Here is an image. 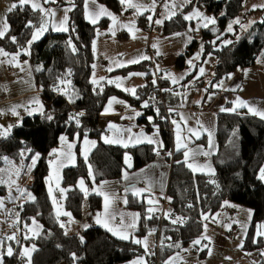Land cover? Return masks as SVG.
<instances>
[{
    "label": "trees",
    "instance_id": "obj_1",
    "mask_svg": "<svg viewBox=\"0 0 264 264\" xmlns=\"http://www.w3.org/2000/svg\"><path fill=\"white\" fill-rule=\"evenodd\" d=\"M98 1L115 12L120 10L117 0ZM246 2L192 0L163 23L162 32L170 34L183 30L191 22L186 15L196 5L206 13L216 14L218 21L213 30L203 29L204 51L198 62L201 64L208 54L213 53L216 56L213 83L227 79L238 69L255 64L264 50V14L240 37L236 36L241 24L235 25L234 32L228 29ZM84 3L85 0H55L48 3L70 7L68 29L55 31L49 22V30L33 43L27 54L23 50L44 16L41 10L29 4L20 5L7 13L9 28L0 36V46L7 52H18L21 57L30 60L36 84L41 90L44 111L24 117L20 124L9 131L0 130V201L14 184V180L2 177L4 174L1 170L6 165V159L10 158L16 164L24 161L26 166H30L32 155H37L31 168L33 182L26 187L30 198L21 206L20 216L26 222L32 218L38 219L43 228L35 237H23L18 244L11 243L14 249L12 253L4 254L2 264H24L23 248L26 245H34L30 264H128L145 251L140 244L118 239L100 226H90L77 233L68 232L55 213L47 187L50 153L58 146L62 135L70 139L89 137L97 141L87 159L81 156L78 142L76 164L63 169L62 184L67 188L65 207L76 219L83 217L86 202L90 210L99 209L102 205L100 195L85 192L78 186L81 179L86 181L88 187L95 182L120 179L127 168L124 160L126 153L130 152L133 157V166L129 170L148 165L157 155L153 144L123 147L102 140L104 128L100 114L108 99L114 95L120 96L134 106H140L154 88L155 80L148 60L115 71L128 73L142 69L146 72L148 81L137 89L136 96L107 81L98 84L92 81L94 40L98 30L108 27L110 19L103 18L96 24L88 22ZM263 9L250 11L247 15ZM138 22L143 24L141 19ZM228 38H231L230 42L224 43ZM184 58L185 55L180 56L178 63H183ZM62 76L72 81L68 98L53 89ZM165 82L161 78L166 97L170 98L168 102L173 104L172 94L165 89ZM146 112L153 117V121L146 117L141 121L148 129H151L152 123L161 127L165 151L171 152V126L165 112L162 109H147ZM217 141L218 151L213 157L214 176L193 172L181 160L182 151L174 152L172 158L169 156L172 167L167 191L168 205L162 222L149 210V204L142 197L128 194L126 206L141 212L137 231L140 235L156 232L161 223L159 254L158 257L155 253L148 254L149 264H167L173 253L185 248L202 234L204 215L219 212L227 201L253 210L243 248L254 250L264 246L262 236L256 239L257 226L264 223V181L260 176L261 171L264 173V120L248 114L222 113L218 117ZM203 251L205 254L206 250Z\"/></svg>",
    "mask_w": 264,
    "mask_h": 264
},
{
    "label": "crops",
    "instance_id": "obj_2",
    "mask_svg": "<svg viewBox=\"0 0 264 264\" xmlns=\"http://www.w3.org/2000/svg\"><path fill=\"white\" fill-rule=\"evenodd\" d=\"M53 1L55 0H16V2L4 0L0 5V12L5 11L8 13L13 8L29 4L35 9L50 13L51 17H54V12L62 7L67 8L65 13L68 14L70 7L67 5L56 6L48 4ZM191 1L169 0L162 14L156 19L155 28L151 32L147 25L152 23V8L155 1L150 0L148 5L142 4L141 7L145 8L146 12L139 18L143 21V24L141 25L139 22L138 24L144 28L145 32L148 30L150 33L148 32V35L145 32L143 33L142 36L147 38L146 42L135 51L134 55L127 57L125 52L128 53V51L120 52L107 47L108 41L112 38L109 32L110 23L112 21L117 23L120 20L122 12L121 1L120 10L115 12L98 0H85L84 14L88 22L96 24L103 18L107 17L110 19L108 27L98 30L94 40V55L100 57L101 60L98 58L97 64L94 65L92 81L96 84L107 81L136 96L137 89L148 81L146 72L142 69L128 73L115 71L150 60L147 47H152V34L156 31L158 34H164L162 32L163 23L167 19L174 17ZM34 3L38 6H34ZM254 3H252V0H247L246 6H249L247 13L262 9L259 6L261 2L256 4V6ZM133 6L140 7V5ZM123 7L125 8L126 6L124 5ZM255 16L256 14H251L248 16V21H242L243 24H241L236 37H240L244 33L247 26L251 23V18ZM215 18H218L217 15ZM246 21L247 24H245ZM50 22L51 29H54L52 21ZM63 27L59 31H65ZM229 31L234 32L232 29ZM4 34L5 32H2L0 36ZM117 36L126 38V40L131 38L126 30H119ZM230 40L231 38H228L224 43L230 42ZM187 46L188 44L184 47L186 55L184 62L181 64L177 60L184 55L182 49L172 50L170 55H164L158 48H156L157 51L155 50L156 53L155 51L153 52L156 57L158 70L166 81L165 89L172 94L173 104L169 102V105L176 108L177 112L173 124L170 125L172 134L171 152L165 151L161 127L152 123L151 129H148L147 125L141 121L143 117H146L151 122L153 121L152 116L144 115L143 111L138 109V106H134L123 97L111 96L100 114L102 127L104 128L102 140L123 147H132L145 143L153 144L157 155L154 161L148 165L129 170L133 166V157L130 152L126 153L124 160L127 168L123 171L120 179L95 182L89 187L90 190H87L88 192L101 196L102 205L99 209L90 210L86 202L81 219L74 218L71 213L68 214L65 211L67 210L65 203V209L59 203L60 212H57L54 205L58 219L70 233H77V231L90 226H100L108 230L114 237L138 243L146 251H149V254H153L155 246L153 247L152 239L155 237V240H157V231H150L146 235H140L137 232L140 226L141 212L126 206L128 194L132 193L142 197L149 204V210L156 216L162 211L165 215L172 167V159L170 158L173 157L174 152L182 151L181 160L193 172L214 176L216 170L213 157L218 151L217 125L219 115L222 113H239L252 115L264 120V50L255 64L238 69L227 79L213 83L216 56L210 53L200 64L198 61L202 58L203 51L201 48L198 50L194 48L195 46L198 48L199 44L194 46L192 44L190 50H188L189 47ZM122 54L127 59L124 60ZM19 58L21 59V56ZM0 59V63H5L4 67L0 69V127H2L1 120H6L8 124L3 125L5 126L3 128H5L4 131H9L19 123V120L12 124L10 123L13 115L24 116L27 114L28 116L41 113L44 111V102L36 81L35 83L31 81L27 72L25 74L22 71L14 72L13 69H15L17 59L1 46ZM19 61L22 64V60ZM7 72L15 74L8 78ZM23 75L24 79L22 78ZM175 75L177 76L175 77ZM33 78L35 80V75H33ZM177 79H179V82ZM1 89L3 90L2 92ZM35 95L37 97H34ZM24 107L26 109H23ZM10 111L13 112L11 113ZM14 112L15 114H13ZM65 137L68 136L62 135L58 146L52 150L56 155H58L57 151L60 150L61 143ZM74 139H77L76 145L78 142L80 143L81 156L87 159L97 141L89 137H83L80 140H78V137H74L71 140ZM76 149L75 146L74 155L70 153L66 159V154H60V161L53 158L52 163H62L64 168L76 164L78 158ZM35 162H31L30 168L25 172L23 170L19 172L14 179V184L0 201V243L2 242L4 245L11 246L12 241L10 242L9 238H13V242L17 244L21 238H29L24 236L27 233L24 224L27 222L21 218L20 208L30 198L26 187L33 182L31 168ZM65 196L66 192L60 195L61 198H65ZM3 199L6 200L5 207H3ZM151 204H157L159 207L151 210ZM235 209L236 213H234ZM221 211L222 213H220ZM242 211L247 213L241 207L238 209L236 207L231 208L230 204H226V206L224 204V208L219 212L209 214V216L204 218L205 227L201 234V247L207 251L202 254L204 263L200 262V264H260L264 262L262 259L263 253L261 252L263 247L246 250L243 248L246 232L240 233L242 240L237 241V235H234V231H238L241 225L237 222L239 224L237 226L232 218L233 216L238 218ZM9 213H11V217L8 216ZM33 219L36 218L30 219L28 222ZM172 259L173 264L178 260V256L174 255ZM187 259L190 260L191 258L188 257ZM181 261H184L183 258Z\"/></svg>",
    "mask_w": 264,
    "mask_h": 264
},
{
    "label": "rangeland",
    "instance_id": "obj_3",
    "mask_svg": "<svg viewBox=\"0 0 264 264\" xmlns=\"http://www.w3.org/2000/svg\"><path fill=\"white\" fill-rule=\"evenodd\" d=\"M13 2H16V0H12ZM120 1L122 3V12H121V16H120V20L117 21V23H115L114 21H112L110 23L111 27H110V34L112 35V38L110 39V41H108L109 43L107 44V47H109L110 49H115L118 50L120 52H125L124 50L128 51L125 52L127 57H129V55H134L135 51H137L138 48H140L142 46L143 43L146 42L147 38L143 35V33L145 32L142 28L139 26L138 24V20L140 18V16L146 12V9L141 7L142 4L144 5H148L150 3V0H117V2L120 4ZM4 2V0H0V5ZM254 3V5L256 6V4H260L261 5L260 8H264V0H252V3ZM126 6L125 8L123 7L124 5ZM121 5V4H120ZM133 5H140V7H134ZM32 6V5H31ZM34 6H38L36 3H34ZM33 7V6H32ZM69 7V6H68ZM248 7L246 6V3L244 5L243 10L241 11V13L239 14V16H237L234 21L230 24V26L228 27V29H232V31L235 28V23L237 24H243L242 21L243 20H247L248 21V15H247V11H248ZM14 9V8H13ZM11 9V10H13ZM67 8L62 7L60 9H58V11L54 12V17H51L50 13L48 14L46 11H41L43 17V20L41 22H39L36 27H35V32L33 34L32 39L29 41L27 47L23 50V53L27 54L29 52V48L33 45V43H35L36 41H38L49 29V22L52 21L53 26L55 31L60 32V28L63 27V30H67L68 29V18H69V12L68 14H66L65 12ZM9 12V11H8ZM222 14V12L220 13ZM262 14H264V9L261 11H258L256 13L255 17L251 18V23L250 25L247 26V28H249L250 26H252V24L258 20V19H262ZM216 14L214 13H206L200 6L196 5L194 6V8H192L189 13L186 15V19L190 20L191 22H188L186 24V27L183 30H178L175 31L173 33L170 34H158L157 31L154 32L152 34V38H151V51H157L156 48L160 49V51L164 54V55H170V53L172 52V50H180L182 49L183 54L186 55L184 52L186 51V49L184 50V47L186 44H188L187 47L188 50L191 49V45L192 44H199V47L196 48V46L194 47L196 50H198L199 48H201L202 51H204V39H203V29L204 28H211L210 30H213V26L214 24H217L218 18H215ZM241 20V21H240ZM247 21L245 22V24H247ZM9 28L8 22H7V12L2 11L0 12V34H2V32H7ZM246 28V29H247ZM119 30H126L131 38L126 40V38H121L120 36H117V32ZM148 30L145 32L146 35H148ZM150 33V32H149ZM3 36V35H2ZM179 41V42H178ZM178 42V43H177ZM196 42V43H195ZM149 47H147L148 50ZM155 51V53H156ZM10 55H12L13 57H16L17 61L15 62V69L14 72L17 71H22L23 74H25L27 72V75L30 76V80L34 81L35 80L33 78V73H34V69L32 66V63L30 62V60L27 57H20V53L18 52H8ZM18 53V54H17ZM149 54V52H148ZM150 56V54L148 55V57ZM122 57H124V55L122 54ZM127 57L125 56L123 59H127ZM98 58L99 60H101L100 57H97L95 55V59H94V63L93 65L97 64L98 62ZM19 60H22V64ZM1 62V59H0ZM160 64V63H158ZM5 63H0V69L2 67H4ZM161 65V64H160ZM7 71V70H6ZM13 72V71H12ZM10 73L7 72V76L8 78L11 76H13L15 73ZM177 75H175L176 77ZM24 79V75L22 77ZM20 78V79H22ZM60 79V81H59ZM57 82L56 85H59L58 88L53 87V89L56 88L57 91H62L65 90L64 95L69 96V92H70V88L72 87V81L67 78L66 76H62L60 77ZM179 82V79H177ZM68 83V89L65 88L66 84ZM3 90L1 89V92ZM34 97H37L36 95ZM23 109H26V107H24ZM11 113L13 111H10ZM15 114V112L13 113ZM11 115V114H10ZM26 115L22 116V115H13V117H11V124L18 121L20 124L23 120L24 117H26ZM2 121V127H0V130L4 131L5 126L3 125H7L8 121L6 120H1ZM77 143V139L71 140L68 137H65L63 142L61 143V148L60 150L57 151L58 155H56L55 153L51 152L50 153V168H49V174H48V178H47V187L49 190V194L53 200V203L55 205V208L57 210V212L59 211V203L62 205V207L64 208V202L63 199L61 198L60 195L64 194L67 190V188L62 184V173H63V168L62 167V163L56 162V163H52V159L56 158L58 159V161H60L59 157H61L60 154H66V159L68 158L69 154L73 153V155L75 154V146ZM37 159V155L33 156L32 155V162H35ZM66 166V165H65ZM30 168V166H26L25 162L22 161L21 163L16 164L12 159L7 158L6 159V165L5 167L1 170V172L4 174L5 179L13 181L17 175L19 174V172L21 171V169H26L28 170ZM260 176L262 177L263 181H264V174L263 171H261ZM78 186L85 192H88L87 190H90L89 187L87 186V183L85 180L81 179L78 182ZM9 198V197H8ZM4 200V199H3ZM6 200H4L3 202V207H5V202ZM226 204H230L231 208H239L241 207L242 209H245V211H247V213H245L244 211H242L240 213V215L238 216V218L236 216H233V220L235 221V223L237 224V226L240 224L241 228H239V230H235L234 235H237V241L238 240H242L241 237L243 233L248 231V228L252 222L253 219V210L252 208L248 207V206H243V205H239V204H235L233 202L227 201L225 203ZM159 206L157 204H151V210H154L156 208H158ZM65 209V208H64ZM68 214H70V212L68 210H65ZM222 213V211L220 212ZM236 213V209L235 212ZM209 216V214H205L204 218ZM239 224H238V223ZM24 226H26V230L27 233H25V237H34L37 236L41 230H42V224L39 220L37 219H33L31 222H27L24 224ZM67 229V228H66ZM68 232H70L67 229ZM79 232V231H77ZM241 233V234H240ZM151 236V235H150ZM149 236V238H150ZM258 236H262L264 238V223H260L257 226V232H256V239ZM201 236H199L198 238H196L194 241H192L190 244H188L185 248H182L178 251H176L168 260H167V264H172V258L174 255L178 256V260L173 263V264H200V262L204 263V256L202 254H204L203 251V247H201ZM9 241L15 244V242H13V238H9ZM153 241V247L155 246L156 240L155 237H153L152 239ZM17 244V243H16ZM13 247H11L10 245H4L2 242L0 243V264H2L3 261V256L4 254H10L12 253L11 251H13ZM34 250V245H26L23 248V254H24V264H30V259H31V254ZM145 250V249H144ZM207 251V250H206ZM261 252L263 253L262 259L264 260V246L261 250ZM149 251H144L143 254L136 256L135 258H133L131 261H129L128 264H149V258L148 255ZM190 257L191 259H187L188 257ZM186 257V260H185ZM183 258L184 261H181V259ZM201 260V261H200Z\"/></svg>",
    "mask_w": 264,
    "mask_h": 264
},
{
    "label": "built area",
    "instance_id": "obj_4",
    "mask_svg": "<svg viewBox=\"0 0 264 264\" xmlns=\"http://www.w3.org/2000/svg\"><path fill=\"white\" fill-rule=\"evenodd\" d=\"M155 4L152 8L153 10V19H152V23L148 26L149 31L151 32L154 28H155V22L156 19L162 14L165 5L167 4V2L169 0H154ZM149 54H150V62H151V66H152V72H153V76H154V80H155V86L154 88H152L150 90V92L148 93L144 103L140 106H138V109H140L141 111H143L144 115H147L146 110L147 109H151V110H157V109H162L165 112V118L168 121L169 125L173 124V121L176 117V108L171 107L169 105L168 99L166 97V93L164 88L161 85V72L158 70V66L156 65V57L153 53V51H151V47L149 46L148 48ZM60 81V79H59ZM66 86L65 88L68 89L69 84L65 83ZM59 85L55 86L56 88H58ZM56 88L54 89L56 93H58L59 95L64 96V92L65 90L57 91ZM160 222L163 221L164 219V212H160L159 214H157ZM8 216H11V213H9ZM160 235H161V223L159 225V228L157 230V240H156V244L154 247L153 252L156 254V256L158 257L159 254V246H160Z\"/></svg>",
    "mask_w": 264,
    "mask_h": 264
}]
</instances>
